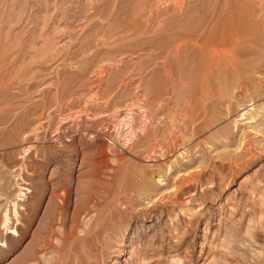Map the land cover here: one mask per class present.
<instances>
[{
    "label": "rangeland",
    "instance_id": "obj_1",
    "mask_svg": "<svg viewBox=\"0 0 264 264\" xmlns=\"http://www.w3.org/2000/svg\"><path fill=\"white\" fill-rule=\"evenodd\" d=\"M0 264H264V0H0Z\"/></svg>",
    "mask_w": 264,
    "mask_h": 264
},
{
    "label": "bare ground",
    "instance_id": "obj_2",
    "mask_svg": "<svg viewBox=\"0 0 264 264\" xmlns=\"http://www.w3.org/2000/svg\"><path fill=\"white\" fill-rule=\"evenodd\" d=\"M243 144V143H242ZM245 144V143H244ZM241 147V146H240ZM244 147V146H243ZM242 148V147H241Z\"/></svg>",
    "mask_w": 264,
    "mask_h": 264
}]
</instances>
